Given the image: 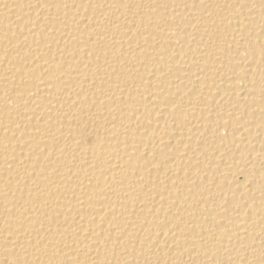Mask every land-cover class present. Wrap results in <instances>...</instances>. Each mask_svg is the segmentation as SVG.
Here are the masks:
<instances>
[{
    "label": "bare ground",
    "instance_id": "1",
    "mask_svg": "<svg viewBox=\"0 0 264 264\" xmlns=\"http://www.w3.org/2000/svg\"><path fill=\"white\" fill-rule=\"evenodd\" d=\"M0 264H264V0H0Z\"/></svg>",
    "mask_w": 264,
    "mask_h": 264
}]
</instances>
